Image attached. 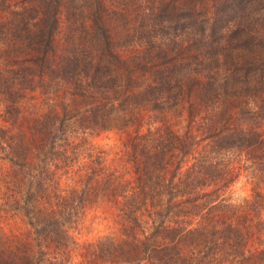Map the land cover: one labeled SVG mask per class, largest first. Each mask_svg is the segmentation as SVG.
I'll use <instances>...</instances> for the list:
<instances>
[{
    "label": "rangeland",
    "instance_id": "rangeland-1",
    "mask_svg": "<svg viewBox=\"0 0 264 264\" xmlns=\"http://www.w3.org/2000/svg\"><path fill=\"white\" fill-rule=\"evenodd\" d=\"M114 2L105 0L109 11L106 24L112 32L117 58L129 68L146 61L144 68H136L129 84L122 85L126 79L124 72L115 65L111 67L123 81L119 87L108 88L98 83L90 87L83 81L86 70L67 66L54 67L50 75L58 76L65 70L70 82L49 80L47 74L39 80L35 76L38 67L30 62V51L14 43L7 46L6 41L0 40L3 83L11 86L9 95L0 86V264H264V195H251L248 170V157H264L263 143L233 151L226 162L234 176L231 185L225 187V195L230 197L228 204L219 210H199L189 218L187 232L175 227L182 216L179 211H188L192 206L181 209L168 204L158 209L148 204L138 213V222L132 224L131 230L114 206L113 184L104 189L111 179L132 180L133 166L125 143L135 131L154 130L164 123L179 134L189 135L193 145L188 149L205 146L218 138L216 131L220 125L208 124L204 118L206 111L211 113V106L221 109L223 105L226 109L224 104L233 109L244 94L263 99V103L258 102L259 109L252 110L251 122L264 136V75L256 81L252 79L249 88L235 87L238 98L231 97V91V98H222V78L229 77L234 70L232 60L238 63L242 51H248L247 57L263 59L264 41L240 42L226 31L220 45H216L221 53L216 62L204 61L208 54L200 41L170 44L157 52L148 47L155 43L129 41L122 22L115 19L118 16ZM18 3L0 0V31H5ZM59 20L48 54L53 65L57 66L71 50L82 55L93 53L90 44L94 42L82 41L90 37L85 12L64 5ZM72 37L75 41H68ZM191 55H198L204 63L192 66L199 71L189 69L195 75L189 85L169 91L165 87L164 92L151 84L166 74L169 64L165 66V62L176 59L178 64L189 63ZM15 62L22 66L11 67L18 70L13 76L6 72L11 65L4 64ZM230 123H224L223 129ZM52 140L57 150L58 143L60 151L65 147L74 151L69 152L68 165L73 167L72 172L84 175L75 176L76 182L63 178L61 185H69L67 193L71 186L88 187L90 200L81 206L80 200L71 194L64 199L50 189L41 197L35 192V177L40 171L50 177L53 171L61 170L55 150L49 147ZM100 150L106 159L103 170L94 177L85 175L96 166L94 159ZM95 181L100 184L96 189ZM104 192L111 194L107 198L102 196ZM36 197L39 202L34 200ZM29 209V214L35 213L37 218L32 220L26 215ZM167 211L176 213L170 215L171 222H166Z\"/></svg>",
    "mask_w": 264,
    "mask_h": 264
},
{
    "label": "trees",
    "instance_id": "trees-1",
    "mask_svg": "<svg viewBox=\"0 0 264 264\" xmlns=\"http://www.w3.org/2000/svg\"><path fill=\"white\" fill-rule=\"evenodd\" d=\"M17 1L19 2L17 10L12 13L6 23L5 31H0V40L6 41L7 46L14 43L17 46L20 45L21 49L26 47L30 51V62L38 67V72L41 75L39 76V73L35 75L39 80H44L42 75L47 74L46 77L49 80L53 81L56 78L60 82L63 80L70 82L65 70L61 72V75H50L55 69L54 67L66 69L67 66L75 70H86L87 73L84 74L83 81H86L90 87L96 86L98 83L103 87L112 88L121 86L123 81L114 72L111 65L123 70L126 79L122 85L133 82L136 68H144L145 60L138 63L135 68H129L117 58L113 50L114 45L111 42L114 41L112 32L106 24L109 11L105 0ZM115 1L114 12L118 16L115 19L122 22V28L126 37L130 39L129 41L155 43L148 47L157 50V52H161L164 47L170 44L200 41L208 54L204 61L214 60L216 62L215 58L221 56L216 45H220L226 31L232 33L233 37L240 42L264 41L262 35V33L264 34V0ZM64 5L87 14L90 37L84 38L82 41H93L94 43L90 46L94 51L82 55L76 49L71 50L69 56L65 54V58L60 59L55 66L50 62L48 54L53 48L55 34L60 23L59 16ZM68 41H75L74 37L69 38ZM208 41L213 42L209 43ZM240 48L245 50L242 46ZM260 50L262 49H258V51ZM247 52L242 51L238 55L240 60L238 63H234L232 60L234 70L229 77L222 78L225 80L222 85L223 93H225L222 98L225 100H228L226 97H230L229 91L232 92L230 93L231 97L238 98V93L234 91L235 87L249 88L252 79L256 81L264 75V58L247 57ZM170 60L171 62L164 63L165 66L169 64L165 69L166 74L151 83L158 88H163L164 92L165 87L169 91L172 88L181 89L184 85H189L195 80L194 71L191 70L199 71L192 66L204 63L198 55H191L189 63L178 64L180 61ZM16 62L4 64L5 67L11 65L8 67L9 71L6 69L4 71L14 76L18 70L16 67H11L22 66L21 63ZM2 69L0 67V86H4L5 92L9 95L11 86L3 83L5 78L2 75ZM22 72L26 73V71ZM249 75L252 77H248ZM19 77L23 78L22 75ZM89 80L90 83H88ZM258 102L263 103V99L255 95L251 97L244 94L242 101L235 103L233 109L227 107L224 100L222 103L226 109H223V105L221 109L211 106V113L206 111L204 118L208 124L215 122L217 125L216 122H219V130L216 131L218 138L211 139L212 141H208L205 146L198 147L197 145L193 149H188L193 145L190 143L188 134H179L164 123L154 130L149 128L146 132L135 131V134L130 136L125 143L127 157L130 158L133 166L132 180L115 181L111 179L110 184L103 187L108 189L113 184L116 192L113 200L114 206L121 217L127 221V227L133 230L132 224L138 222V213L148 204H153L158 209L166 207L168 204L176 205L181 209L187 205L192 206L188 211H179L182 216L177 219L175 228H184L185 232L190 230L189 223H187L189 218L196 215L199 210L208 208V212V210H219V207L226 206L230 200V197L225 195L226 188L227 185H231L234 179L230 173L231 168L226 164L227 160L231 158L233 151H239L244 146L264 144L263 132L257 131V128L252 126V110L259 109ZM111 103L114 104L113 101ZM227 122L231 123L225 130L223 129L224 123ZM57 145L58 150L52 140L49 147L52 151L55 150V158L59 161L58 168L61 170L58 173L53 171L50 177L43 175L40 171V175L35 177V192L41 197L50 189L56 192L58 198L61 194L64 199L71 194L80 200L81 206L86 200H90L91 193L88 187L86 188L85 184L79 188L71 186L67 193L66 189L69 185L62 188L61 182L63 178L70 182H76L75 178L84 174L72 172L73 167L68 165L69 152L74 154V151H69L66 147L60 151L61 145L58 143ZM104 157L105 153L100 150L94 159L98 169L95 168L96 166L90 167V171H86L85 175L94 177V174H98L96 172L100 174L105 166L106 159ZM248 158L250 162L249 176L251 175L252 179L251 195L262 196L264 195V157L256 159L251 156ZM46 182H49V185H45ZM99 182L102 184L101 180ZM100 184L95 181L94 189ZM219 191L222 192L219 193ZM101 194L108 198L111 193ZM38 199L36 197L34 200L39 202ZM70 204L75 206L73 202ZM28 211L30 209L25 212L30 219L37 218L35 213L31 215ZM168 211L165 214L166 222H171L170 215H176V213L171 211L170 214H167ZM200 214L201 217L203 213ZM229 225L231 226V222ZM169 227L167 226V228Z\"/></svg>",
    "mask_w": 264,
    "mask_h": 264
}]
</instances>
